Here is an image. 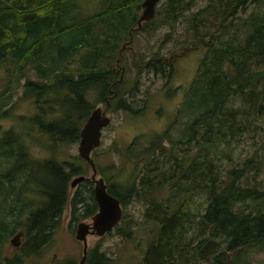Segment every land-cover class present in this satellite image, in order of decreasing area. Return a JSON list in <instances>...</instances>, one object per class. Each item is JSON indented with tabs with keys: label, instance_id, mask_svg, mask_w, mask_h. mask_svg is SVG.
Masks as SVG:
<instances>
[{
	"label": "trees",
	"instance_id": "1",
	"mask_svg": "<svg viewBox=\"0 0 264 264\" xmlns=\"http://www.w3.org/2000/svg\"><path fill=\"white\" fill-rule=\"evenodd\" d=\"M94 1L96 8L83 14L84 0H0V67L6 77L0 118L13 115L14 94L25 78L21 96L31 98L35 109L18 118L28 136L51 139L48 146L79 140L98 101L114 110L142 111L147 97L139 105L128 98L139 90L140 78L129 85L118 69L122 44L139 29L153 31L164 23L171 28L167 35L173 34L194 4L160 1L155 16L139 26L143 0ZM187 22L183 49L204 45L206 51L180 102L182 134L176 141L195 143L198 150L185 164L173 147L158 144L168 135L161 133L142 149L152 156L140 177L138 170L122 177L120 167L108 189L123 208L133 199L144 201V214L158 224L141 264H251L250 250L264 248V150L236 160L233 153L237 141L264 127V0H209ZM166 57L157 50L140 66L168 83L175 60ZM30 68L42 79H32ZM23 137L14 127L0 137V259L17 225L9 214L26 213L23 252L8 264H22L24 255L38 253L52 239L69 201L72 219L98 209L89 179L70 197L72 177L83 172L80 164L53 153L37 157ZM227 156L231 161L224 164ZM167 185L174 194L161 196ZM26 191L36 197L23 204ZM120 228L133 236L132 228ZM84 264H111V257L95 246Z\"/></svg>",
	"mask_w": 264,
	"mask_h": 264
},
{
	"label": "rangeland",
	"instance_id": "2",
	"mask_svg": "<svg viewBox=\"0 0 264 264\" xmlns=\"http://www.w3.org/2000/svg\"><path fill=\"white\" fill-rule=\"evenodd\" d=\"M208 1L193 0L194 4L192 9L187 10L180 17L173 34L167 35L171 28L168 23H164L153 31L139 29L135 33L134 40L132 39L122 44L124 52L121 55V59H123L122 62L124 64H120L118 67L119 71L123 73L122 77L125 76L129 85H133L136 79L140 78L139 90L134 91L135 93L133 95H128V98H131L136 105H139L147 97V103L146 107L140 112L122 109L114 110L107 107L105 101L95 103L96 106H102L106 115L111 117L110 123L103 127L100 145L91 153L98 167L97 177L103 176L106 182L108 180H116V173L120 167L122 168V177L130 174L133 170H138L137 177H140L152 156L148 153L149 150L146 152L142 149L145 145L152 144L151 142L161 135V133L168 135L160 138L158 144L167 148L173 147L179 157L183 156L187 158L185 164L190 162L191 157L198 150V146L195 143H179L176 141L177 137L182 134V123L178 119V108L185 90L197 72L201 57H203L206 51L204 45L195 49H183V44H187L188 42L185 36L188 26L187 18L194 10L196 11L198 8L206 5ZM95 8L96 1L84 0L81 12L83 14L90 13ZM157 50L160 51L161 55L167 56V61L175 60L174 76L168 83L162 74H155L153 71L140 66L146 59L155 56ZM173 53L177 54L173 57ZM123 65L126 69L123 68ZM140 69H142V72H140ZM29 75L32 79H42L37 76L35 70L32 68L29 70ZM5 81L4 68L1 66L0 88L5 84ZM24 82L25 78L22 79L21 85L14 94L16 104L13 115L0 118V137L7 129L14 127V129L24 135V141L29 145L30 151L35 156L49 157L53 153L59 159H69L74 163L80 164L83 172L75 176L80 174L86 175L85 179L92 181L91 185L94 189L95 181L91 177L93 172L92 166L79 154L80 139L73 142H63L48 146L52 142L48 137L44 136L40 140L39 133L33 134V136L25 134L24 122L18 116L19 114L31 112L35 109V105L31 98L21 96L23 95ZM97 93L98 91L95 90L92 95H96ZM91 97L94 98V96ZM136 137H138V140L135 144H132L133 139ZM256 149L264 150V127L260 133H255L250 137H242L237 141L233 158L235 160L240 157L244 158ZM223 160L225 161L223 163L226 164L228 161H231V158L227 156ZM235 160L233 159L232 162ZM136 162H138L137 169H135ZM113 164L115 167L110 168ZM7 168L8 164L1 166L2 170H6ZM253 172L251 170L247 178H252ZM85 179L83 182H87ZM88 184L90 183L88 182ZM78 186L79 183L74 187L70 185V197H72V194ZM174 191V187L167 185L159 192L161 196H166L174 194ZM34 197H36V193L26 191L23 196V204L26 201L30 202V199H34ZM146 206V203L140 199H133L129 202L123 208L126 212L127 219L121 218L122 220L113 229L102 236L97 234L88 235V251L95 246H99L101 250H104L111 257V264H141L148 243L158 234L156 233L158 224L144 214ZM71 210L72 206L69 201L65 206L61 223L52 239L38 253L24 255L22 264L80 263L84 243L76 237V228L82 220L91 222L92 217L79 216L76 219H72ZM25 215L26 213L15 215L14 212L9 214V219L17 221L14 233L22 230V221H24ZM118 226L121 227L120 229L125 227L132 228L133 236H127L117 231ZM14 233L3 244L1 257L8 255L9 259H14L16 256L22 254V249L11 242V237ZM20 240L22 242V236ZM248 259L251 264H264V248L250 250Z\"/></svg>",
	"mask_w": 264,
	"mask_h": 264
},
{
	"label": "water",
	"instance_id": "3",
	"mask_svg": "<svg viewBox=\"0 0 264 264\" xmlns=\"http://www.w3.org/2000/svg\"><path fill=\"white\" fill-rule=\"evenodd\" d=\"M161 0H143V10L139 16V26L143 21L153 18L156 14V8ZM111 117L106 115L102 106H96L88 116L80 130L79 154L86 159L92 166V179L95 181L93 189L94 198L98 203L97 211L91 216L92 221L82 220L76 228V237L84 243L83 255L79 264H84L88 254V235H104L120 222L123 216V205L120 199L111 193L108 184L103 176L97 177L98 168L92 151L100 145L103 127L110 123ZM86 178V175L75 176L71 181L74 187ZM24 231L20 230L11 237V242L17 246L21 244V236Z\"/></svg>",
	"mask_w": 264,
	"mask_h": 264
},
{
	"label": "flooded vegetation",
	"instance_id": "4",
	"mask_svg": "<svg viewBox=\"0 0 264 264\" xmlns=\"http://www.w3.org/2000/svg\"><path fill=\"white\" fill-rule=\"evenodd\" d=\"M8 261H9V256L3 255L0 259V264H8Z\"/></svg>",
	"mask_w": 264,
	"mask_h": 264
}]
</instances>
